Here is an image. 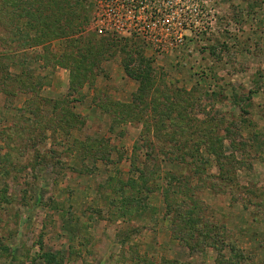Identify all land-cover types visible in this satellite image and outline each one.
Returning a JSON list of instances; mask_svg holds the SVG:
<instances>
[{"label":"rangeland","instance_id":"rangeland-1","mask_svg":"<svg viewBox=\"0 0 264 264\" xmlns=\"http://www.w3.org/2000/svg\"><path fill=\"white\" fill-rule=\"evenodd\" d=\"M218 10L160 47L94 0H0V264H264V0Z\"/></svg>","mask_w":264,"mask_h":264},{"label":"built area","instance_id":"built-area-1","mask_svg":"<svg viewBox=\"0 0 264 264\" xmlns=\"http://www.w3.org/2000/svg\"><path fill=\"white\" fill-rule=\"evenodd\" d=\"M95 28L175 46L212 31L219 0H94Z\"/></svg>","mask_w":264,"mask_h":264},{"label":"trees","instance_id":"trees-1","mask_svg":"<svg viewBox=\"0 0 264 264\" xmlns=\"http://www.w3.org/2000/svg\"><path fill=\"white\" fill-rule=\"evenodd\" d=\"M66 34H68V30L67 29H65V27H60V28H58L57 30H56V35H60V36H64V35H66ZM137 59V58H136ZM132 62H134V61H131V64L130 63H128V62H126L125 63V68H126V70H127V72H128V74L130 75V76H132L133 78H135V79H138L139 81H140V83H141V86H140V88L138 89V92H136L135 93V96H134V99H138L139 101H140V103H141V105H144L145 106V92L146 91H149V90H153V87H151L150 88V86H152L153 84H154V81H153V77H152V74H151V70H150V68H149V70H145V67H143V65H142V63H140L139 62V65H136L135 64V68L134 67H132ZM143 110L142 111H137V112H133V115H134V117H137V115H136V113L138 114V117H137V119H139V120H143L144 121V123L145 122H147V120H149V117H145V110H146V107L145 108H142ZM135 111H136V109H135ZM159 112V113H158ZM158 112H156V113H154V114H152L151 116H157V115H161V116H165V112H164V110L162 109V110H160V111H158ZM129 118H131L130 117V115L129 114H127V113H125L124 114V117H123V121H125V120H129ZM169 118V117H168ZM147 119V120H146ZM152 141H148L147 139H146V146L147 147H150V150H147L146 151V153H145V155H146V162L148 163V161L151 159V158H156V156H155V153H157V150H156V148H155V146H153V143H151ZM209 146V145H208ZM214 146V145H213ZM137 149H139V146H137ZM134 160H137V158L135 157L134 158ZM167 160H169L170 162H174V161H176L175 160V158L174 157H172V156H168L167 157ZM179 160V159H178ZM183 161H185V159H182L180 162H183ZM218 163H222L220 160H218L217 161ZM220 168H223V163H222V165L220 166ZM139 170H142V171H144V169H140L139 168ZM141 171V172H142ZM140 172V173H141ZM145 172V171H144ZM154 172V171H153ZM140 178L143 180V182L145 183V185H148L147 184V178H146V176L143 174V172L141 173V175H140ZM131 182H133V183H135L136 181L135 180H131ZM146 188H148V187H146ZM148 190H151V188H148ZM196 209H198V205L197 204H195V203H192L191 204V211H189V214H190V216H189V218L191 219V218H193V216L191 217V215H192V212L193 211H196ZM194 213V212H193ZM188 214V215H189ZM179 233V232H178ZM193 236H194V234H193ZM193 238H196V235L193 237ZM180 239H181V237H180ZM187 243H190V242H187ZM189 245V244H188ZM218 246H216V248H217ZM218 250H219V253H218V255H219V257L220 258H225V256H224V251L223 250H221V249H219L218 248ZM232 251H233V254H234V257H235V259H236V262H237V264H246L247 263V261H248V258L246 257V255L244 254V253H242L241 251H240V249H237L236 247H233L232 248ZM235 251H236V253H235ZM225 264H234V262H232V261H226V263Z\"/></svg>","mask_w":264,"mask_h":264}]
</instances>
